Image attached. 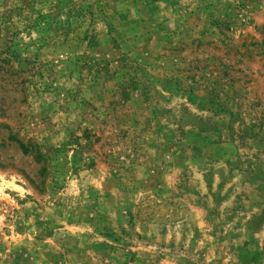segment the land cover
Instances as JSON below:
<instances>
[{"label":"rangeland","instance_id":"374dc122","mask_svg":"<svg viewBox=\"0 0 264 264\" xmlns=\"http://www.w3.org/2000/svg\"><path fill=\"white\" fill-rule=\"evenodd\" d=\"M0 264H264V0H0Z\"/></svg>","mask_w":264,"mask_h":264},{"label":"trees","instance_id":"16d2710c","mask_svg":"<svg viewBox=\"0 0 264 264\" xmlns=\"http://www.w3.org/2000/svg\"><path fill=\"white\" fill-rule=\"evenodd\" d=\"M22 151L24 154H27L28 153V148L26 146H24L23 144L20 145Z\"/></svg>","mask_w":264,"mask_h":264}]
</instances>
